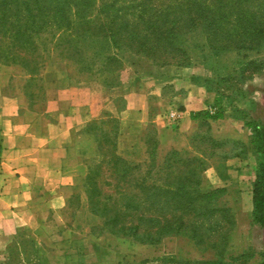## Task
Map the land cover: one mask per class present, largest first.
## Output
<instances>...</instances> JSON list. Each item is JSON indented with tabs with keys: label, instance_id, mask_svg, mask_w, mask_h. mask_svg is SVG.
<instances>
[{
	"label": "rangeland",
	"instance_id": "374dc122",
	"mask_svg": "<svg viewBox=\"0 0 264 264\" xmlns=\"http://www.w3.org/2000/svg\"><path fill=\"white\" fill-rule=\"evenodd\" d=\"M206 30L201 32V46L192 52V60L187 66L157 67L145 62L137 67L126 62L118 88L108 89L94 82L82 83L80 99L67 93L66 89L73 85L59 68L49 71L56 75L57 83H52L53 77L45 76L43 95L36 98L37 92L28 89L29 80L24 68L0 63L10 71L7 94L24 97L30 110L55 122L68 121L73 106V113L80 118L79 133L88 131L87 124L91 120L102 118L105 121L107 114L117 116L118 108L125 105L124 112L129 110V113L125 115L128 127H124L128 130L132 127L134 133L123 134L118 149L127 161L140 163L134 175L138 178L150 175V186L159 185V180L170 173L181 171L183 175H190V169L195 175H203L215 168L216 173L210 175H220L225 180L218 182L219 188L206 190L201 188L200 182V189H197L206 195V199L198 202L197 213L186 214L179 232H169L154 245L138 244L112 234L94 213L97 223L93 236L107 241L96 244L93 240V245L112 250L114 246L108 240L117 239L123 245V251L129 254L121 264H264V224L259 221L254 206L255 191L264 192V153L258 151V140H264V47L250 50L232 42L228 49H219L215 39L227 36V31H219L217 36H212L214 39H210ZM195 90H203L211 96V105L217 107L212 116L221 114L222 119L202 121L198 131L184 144L159 143L158 162L151 169L148 158L155 143L149 138L157 133L152 121L161 112L167 114L169 108L179 106L178 103ZM139 93L145 95L150 121L135 135V95ZM118 96H123L124 100L119 102L120 105L115 103ZM112 128L111 124L105 126L108 131ZM243 133L248 137V146L237 140ZM96 153L95 162L93 159L88 161V167L99 164L101 159ZM172 158L181 159V164L166 170L164 162ZM237 175L244 176V179L240 181ZM103 191L106 196H115L112 187L106 186ZM81 206L92 213L84 181L69 202L64 217L72 218ZM155 211L154 218L157 217ZM25 248L34 252V245L29 240L25 241ZM149 251L151 258H147ZM88 252L93 258L80 263L112 264L107 254L97 252L94 247H89ZM131 253H134V259ZM60 263L79 262L70 259Z\"/></svg>",
	"mask_w": 264,
	"mask_h": 264
},
{
	"label": "trees",
	"instance_id": "16d2710c",
	"mask_svg": "<svg viewBox=\"0 0 264 264\" xmlns=\"http://www.w3.org/2000/svg\"><path fill=\"white\" fill-rule=\"evenodd\" d=\"M204 29L210 39L227 31L215 39L219 49L233 42L259 50L264 47V0H0V63L24 68L36 98L43 95L45 76L57 83L49 73L53 68L76 88L94 82L115 89L126 62L137 67L145 62L187 66L201 46ZM123 101L118 96L115 103ZM118 109L117 116L91 120L88 131L80 132L94 138L101 159L87 165L86 194L92 213L112 234L154 245L169 232H179L186 214L197 213L198 202L206 199L197 189L202 175L192 169L190 175L170 173L152 186L150 175L136 177L140 163L127 161L118 149L125 105ZM210 118L221 120L222 115ZM110 124L108 131L105 126ZM156 134L149 138L155 143L148 158L151 169L158 162ZM263 146L264 140H258L260 153ZM180 164L178 158L164 162L166 170ZM106 186L115 196L103 193ZM254 206L264 224V192L258 189Z\"/></svg>",
	"mask_w": 264,
	"mask_h": 264
},
{
	"label": "crops",
	"instance_id": "0c3cea01",
	"mask_svg": "<svg viewBox=\"0 0 264 264\" xmlns=\"http://www.w3.org/2000/svg\"><path fill=\"white\" fill-rule=\"evenodd\" d=\"M9 81L10 71L0 65V264H61L60 261L70 259L84 264L80 262L93 258L89 247L107 254L112 264L123 263L129 254L117 239L108 240L114 246L112 250L93 245V240L98 244L102 239L93 236L97 218L85 206L77 208L72 218L64 217L87 175V162L95 157L94 138L77 132L80 118L73 113V106L68 121L55 122L30 110L24 97L7 94ZM66 91L76 99L81 97L82 89L71 86ZM203 92L189 93L179 106L169 108L167 114L161 112L152 121L162 145L184 144L202 121H210L217 107L211 105V96ZM144 100V94L135 95V135L150 121ZM128 111L121 116L123 134L134 133L132 127H124H128ZM172 111L180 114L175 126L167 122ZM237 140L248 146L245 133ZM212 172L216 173L215 168L201 177L204 190L219 188L218 182L225 181L220 175H210ZM236 178L242 181L244 176ZM26 240L33 243V253L26 251ZM151 257L149 251L147 258Z\"/></svg>",
	"mask_w": 264,
	"mask_h": 264
},
{
	"label": "built area",
	"instance_id": "2783aa9c",
	"mask_svg": "<svg viewBox=\"0 0 264 264\" xmlns=\"http://www.w3.org/2000/svg\"><path fill=\"white\" fill-rule=\"evenodd\" d=\"M180 120V114L178 111H172L167 116V122L170 126H175L178 124ZM3 190H2V183L0 178V197L2 196Z\"/></svg>",
	"mask_w": 264,
	"mask_h": 264
}]
</instances>
